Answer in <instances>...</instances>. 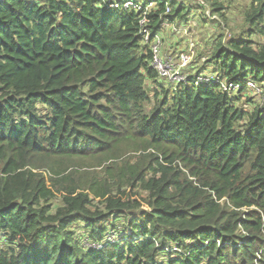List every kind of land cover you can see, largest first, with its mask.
<instances>
[{"label": "trees", "instance_id": "16d2710c", "mask_svg": "<svg viewBox=\"0 0 264 264\" xmlns=\"http://www.w3.org/2000/svg\"><path fill=\"white\" fill-rule=\"evenodd\" d=\"M151 2L0 0V264H264V0L202 62L234 92L171 91L142 31L221 0Z\"/></svg>", "mask_w": 264, "mask_h": 264}, {"label": "rangeland", "instance_id": "374dc122", "mask_svg": "<svg viewBox=\"0 0 264 264\" xmlns=\"http://www.w3.org/2000/svg\"><path fill=\"white\" fill-rule=\"evenodd\" d=\"M251 0H221V2L224 4V6L226 7L225 8V17L223 18V22H219L218 21V18L216 15H213L211 16L209 11L206 9V8H195V9H191L190 11H188V13L190 14L186 19H184V17H180L178 19H175V23L174 24V27L178 28L180 26H183L185 29H188L190 27H192V22H190L192 20V17L195 18L196 21H200V20H204L206 21L209 25H211V28H212V24H216L217 25V33L214 31V28H212L211 30V33H210V37L209 39H207V41H210L214 38V35L217 36L218 33H224V38H229L232 34L235 35V36H240L244 31H245V27H248L244 21V15H243V12L242 10L244 8H246L247 5H249ZM195 3H197L195 1ZM172 31H174L172 28H168L164 31H162L161 33L158 32V35L160 34V39L162 40L159 44H160V50L163 52V53H167V50L168 49H172L174 47V45L177 43L178 45H180L179 43L182 42V41H186L187 37L186 35L184 36L183 39H180L179 38V35H174V33H172ZM202 31V30H201ZM187 32V30H186ZM172 33V34H171ZM174 35V36H173ZM246 36V35H244ZM190 41L187 43L189 45H193L197 42V37L195 38H192L190 37L189 38ZM216 40V38H215ZM214 40V41H215ZM198 47L200 45H197ZM209 47V44L208 43H204L203 45V49L201 50V54H203V56H206V58H204V60L206 59H209V56H210V53L208 50H206L207 48ZM150 49H151V45H150ZM182 55H185V58L187 56L186 53H182ZM199 55V56H200ZM193 56L194 55H188V57L186 58V61H187V65H186V69L185 71H189V66L188 64L191 62H193ZM198 57V55H197ZM201 61V60H200ZM199 61V62H200ZM212 64V63H211ZM207 64L208 66L212 67L213 69V65L215 64ZM205 65V64H203ZM214 71V70H213ZM158 82L160 83H163V85L165 87H168L170 89L171 87V91L175 90L178 86H172L162 80H158ZM148 85L150 87H152V84L149 82H147ZM195 85V84H193ZM248 91H247V94L246 96H240V99H238L237 103H238V106L240 107H244L247 108V104L249 105V103H255V102H251V101H246V98H249V97H252V100L254 101H257V91L255 88H253V86H248ZM234 90H232V92H234ZM231 92V91H230ZM121 233L119 232L117 235H115V238L117 239L118 237H120ZM107 240H112L113 238V234H108L106 235L105 237ZM122 242V241H121ZM120 243V242H118ZM93 246V245H91ZM90 246V247H91ZM94 246H97V245H94Z\"/></svg>", "mask_w": 264, "mask_h": 264}, {"label": "built area", "instance_id": "2783aa9c", "mask_svg": "<svg viewBox=\"0 0 264 264\" xmlns=\"http://www.w3.org/2000/svg\"><path fill=\"white\" fill-rule=\"evenodd\" d=\"M37 1V0H33ZM47 1V0H40ZM102 4V7L105 9H122V10H131L135 13H145V11L152 5L151 0H99ZM145 18H141L140 22L143 23ZM168 22V21H165ZM182 31V27L179 28ZM144 33V38L146 41H151V65L157 73L159 79L172 85L179 86L183 84L193 85H217L218 89L220 88L223 91H232L236 90L237 86L235 83H227L224 79H221L218 74L211 72V68H205L198 73H192L190 71H185L188 57L185 55L179 54L178 59L174 62L167 53H163L160 50V36L155 34L152 39L149 38V33L146 29L142 30ZM191 74V77H190ZM248 86H253L258 92V89L251 82L247 83Z\"/></svg>", "mask_w": 264, "mask_h": 264}, {"label": "crops", "instance_id": "0c3cea01", "mask_svg": "<svg viewBox=\"0 0 264 264\" xmlns=\"http://www.w3.org/2000/svg\"><path fill=\"white\" fill-rule=\"evenodd\" d=\"M190 22H192V27H190L188 30V29H185L183 26H180V27H182V31L179 30L180 27H178V28L174 27V24H176L175 20L165 22L162 29L158 32L161 33L162 31H164L168 28H172L174 30V31H172V33H174V35H179L180 39H183L185 35L189 38L190 37H192V38L197 37L198 40L195 44H193V45L187 44L190 41V39L187 38L186 41L180 42L179 43L180 45H178L176 43L173 47V48H175L173 51H170V49H168L167 52L169 53V51H170L172 53V55L175 56V58L178 57L179 54H181V53H187L190 55L191 54L194 55L193 56V62L190 61V63L188 64L189 71L192 73H198L199 71L210 67V66H208L209 64L208 65L202 64V62L204 61V58H206V56H203V54L202 55H200V54H201V50L203 49L204 43H208L209 47L206 50H208L210 55H211L212 48L214 45V38L211 40V42L207 41V39H209V37H210V33H211L212 28H214V31L217 33V31H216L217 25L212 24V28H211V25H209L206 21H204V20L196 21L194 17H192V20ZM186 30H187V32H186ZM159 36H160V34H159ZM197 45H200V46L198 47ZM197 55H198V57H197Z\"/></svg>", "mask_w": 264, "mask_h": 264}, {"label": "clouds", "instance_id": "9594fccd", "mask_svg": "<svg viewBox=\"0 0 264 264\" xmlns=\"http://www.w3.org/2000/svg\"><path fill=\"white\" fill-rule=\"evenodd\" d=\"M169 22V21H168ZM165 23V22H164ZM211 69H212V67H211ZM211 72H212V70H211Z\"/></svg>", "mask_w": 264, "mask_h": 264}]
</instances>
